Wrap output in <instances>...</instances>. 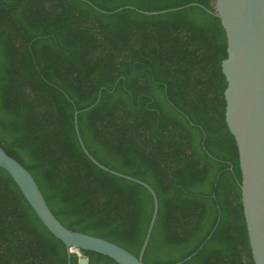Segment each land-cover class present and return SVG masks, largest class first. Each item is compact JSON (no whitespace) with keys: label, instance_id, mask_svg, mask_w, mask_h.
Returning a JSON list of instances; mask_svg holds the SVG:
<instances>
[{"label":"trees","instance_id":"trees-1","mask_svg":"<svg viewBox=\"0 0 264 264\" xmlns=\"http://www.w3.org/2000/svg\"><path fill=\"white\" fill-rule=\"evenodd\" d=\"M227 47L214 0H0V143L65 226L139 255L154 196L90 159L79 110L90 153L157 193L145 263L255 264L226 121ZM67 262L0 167V264Z\"/></svg>","mask_w":264,"mask_h":264},{"label":"water","instance_id":"water-1","mask_svg":"<svg viewBox=\"0 0 264 264\" xmlns=\"http://www.w3.org/2000/svg\"><path fill=\"white\" fill-rule=\"evenodd\" d=\"M214 1L227 35L228 56L222 62L228 82L224 92L226 121L239 151L241 200L248 238L254 263L264 264V0ZM79 112H75L76 130L90 159L106 171L143 184L154 196L152 220L139 255L106 238L65 226L51 210L33 174L1 143L0 167L13 177L44 225L65 243L67 264H71V252L79 254V264H88L89 258L82 250L104 254L119 264H147L144 253L158 215L157 193L147 182L104 165L90 153L80 133Z\"/></svg>","mask_w":264,"mask_h":264}]
</instances>
